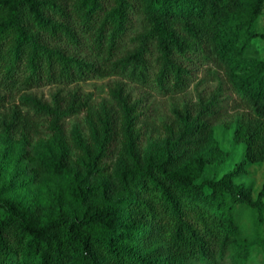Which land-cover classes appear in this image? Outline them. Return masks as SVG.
I'll use <instances>...</instances> for the list:
<instances>
[{"label": "trees", "instance_id": "obj_1", "mask_svg": "<svg viewBox=\"0 0 264 264\" xmlns=\"http://www.w3.org/2000/svg\"><path fill=\"white\" fill-rule=\"evenodd\" d=\"M135 4L145 16L146 30L136 36L134 49L108 63L109 72L145 79L153 44L157 87L181 88L186 70L175 61L176 54L209 47L248 109L233 130L234 141L244 144L243 158L219 177L206 174L203 150L213 136L215 99L200 100L198 109L187 104L173 108L171 121L162 123V146L142 150L135 127L138 108L121 84L109 89L115 114L104 103L86 106L75 93L65 103L59 93L50 102L24 94L20 106L0 116V133L8 140L16 135L29 140L37 133V120L45 118L55 150L52 156L37 158L33 175L77 169L98 177L90 191L77 181L76 193L86 195L87 204H81L75 217L45 191L36 192L30 202L14 194L12 189L23 183L10 162L23 163L24 151L4 154L0 264H218L217 257L241 245L237 206L247 202L263 221L264 182L256 198L247 200L250 188L235 178L246 173L247 164L264 160V67L236 81L232 50L222 33L229 20L240 18L253 35L264 0H0V83L19 81L30 87L106 73L95 62L51 47L44 38L76 43L75 26L80 25L97 48L105 42L111 53ZM84 108L91 144L74 136L73 156L64 151L62 120ZM115 140L112 172L122 194L104 205L92 199L96 187H105L100 180L107 175L103 159Z\"/></svg>", "mask_w": 264, "mask_h": 264}, {"label": "rangeland", "instance_id": "obj_2", "mask_svg": "<svg viewBox=\"0 0 264 264\" xmlns=\"http://www.w3.org/2000/svg\"><path fill=\"white\" fill-rule=\"evenodd\" d=\"M147 21L138 4H135L127 18L124 32L117 38L114 49L108 52L105 42L99 49L90 36L80 25L75 26L78 41L71 43L65 37L62 39L44 38L51 47L58 48L67 55H73L92 61L107 70L106 73H91L82 79L68 82L41 81L30 87L22 82L14 84L0 83V116L14 106H20L24 94H32L43 101L50 102L55 93L65 103L69 94H77L86 106L106 104L115 114V106L110 98L109 89L116 83L121 84L130 102L138 108L136 129L139 131V146L142 150H156L163 144L164 132L162 123L170 122L173 108H181L187 104L198 109L200 100L215 99V113L212 118L213 136L218 146L213 148V141L206 146L203 154L207 156L208 165L206 174L219 177L232 169L243 158L244 144L233 139V130L241 116L248 113L242 98L226 74L220 58L209 48L203 47L184 54H176L175 61L186 70L184 84L181 88L169 86L167 89L157 87L155 73L157 70V52L150 44L148 53L149 69L145 79H135L127 72H109V62L120 58L137 45L136 36L146 30ZM252 31L243 28V20L233 18L229 20L223 30L222 41L232 50L231 62L235 69V79L238 81L243 75L257 72L260 66L264 67V8L255 21ZM109 57V61L107 58ZM85 108L65 117L62 127L65 135V152L74 156L76 152L73 137L76 136L82 144H91L89 130L85 123ZM37 133L30 134L29 140L20 135L14 139H4L0 133V170L6 167L3 155L13 151H24L22 162H10L11 170L22 175L23 187H14L13 193L22 195L30 202L35 198L36 192L45 191L54 199L59 200L75 217H79L81 204H87V196L78 192V183L89 186L95 183L94 177H87L77 169L56 174L46 173L41 176L33 175V167L37 158L52 156L54 148L51 143L52 132L49 131L48 122L37 120ZM118 141H114L103 159L107 175L100 178L104 189L96 187L94 201L100 204L108 203L109 198L122 194L113 176L117 154ZM99 179V178H98ZM236 182L243 183L250 188L245 197L255 199L257 192L264 182V160L247 164L246 173L235 178ZM92 189V188H91ZM93 191V189H92ZM81 199V200H80ZM264 200V199H263ZM238 221L241 226V245L230 248L223 257H217L218 264H264V211L263 221L257 220V211L247 202L237 206ZM203 264H212L206 262Z\"/></svg>", "mask_w": 264, "mask_h": 264}]
</instances>
